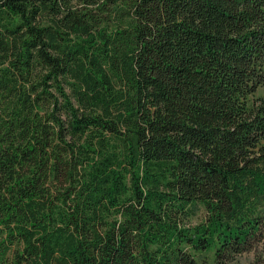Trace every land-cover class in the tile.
Instances as JSON below:
<instances>
[{"label":"trees","instance_id":"trees-1","mask_svg":"<svg viewBox=\"0 0 264 264\" xmlns=\"http://www.w3.org/2000/svg\"><path fill=\"white\" fill-rule=\"evenodd\" d=\"M263 86L264 0H0V264L259 252Z\"/></svg>","mask_w":264,"mask_h":264},{"label":"rangeland","instance_id":"rangeland-1","mask_svg":"<svg viewBox=\"0 0 264 264\" xmlns=\"http://www.w3.org/2000/svg\"><path fill=\"white\" fill-rule=\"evenodd\" d=\"M264 96V86L260 87L255 93L254 97ZM204 211L201 208H197L192 222H199L203 219ZM230 264H264V247L260 248L259 252L248 251L235 257L234 261Z\"/></svg>","mask_w":264,"mask_h":264}]
</instances>
